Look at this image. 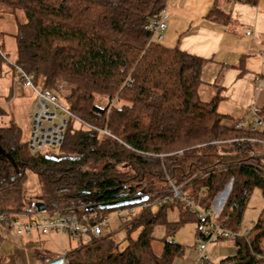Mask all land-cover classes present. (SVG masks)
Instances as JSON below:
<instances>
[{
  "label": "trees",
  "instance_id": "16d2710c",
  "mask_svg": "<svg viewBox=\"0 0 264 264\" xmlns=\"http://www.w3.org/2000/svg\"><path fill=\"white\" fill-rule=\"evenodd\" d=\"M167 2L0 0V6L23 16L12 35L13 62L35 86L60 96L71 115L52 155L32 154L14 120L0 126V223L8 227L22 213L26 219L37 213L21 204L26 171L37 178L44 213H75L81 220L94 210L114 211L100 208L114 201L145 196L151 201L171 182L184 184L201 207L215 210L223 227L241 231L247 205L258 193L263 206L248 235L232 240L234 254L217 264H264V176L255 169H264V131H235L223 124L230 117L218 112L224 99L219 87L208 102L200 99L206 59L149 42L145 26ZM204 18L219 25L230 21L216 4ZM4 67L11 69L0 59V74ZM95 96L122 104L100 108ZM257 114L264 119V107ZM179 151L182 155H175ZM222 192L226 196L218 207ZM169 209L178 211L177 221L166 219ZM186 222H194L196 237H202L204 223L182 203L147 209L119 226L126 232L124 246L110 232L67 250L65 263L172 264L185 247L164 237L155 253L151 230L163 225L170 235ZM36 258L41 264L54 259L42 251ZM6 259L0 256V264H8Z\"/></svg>",
  "mask_w": 264,
  "mask_h": 264
},
{
  "label": "crops",
  "instance_id": "0c3cea01",
  "mask_svg": "<svg viewBox=\"0 0 264 264\" xmlns=\"http://www.w3.org/2000/svg\"><path fill=\"white\" fill-rule=\"evenodd\" d=\"M214 4L229 15L228 24L219 25L204 18ZM165 21V46H177L188 54L207 60L201 71L202 83L198 89L203 102H208L214 96L215 88L219 87L224 97L219 104L229 100L246 109L244 112H240V109L218 111L229 116L231 122L250 120L254 110L257 112L264 107V0H258L255 6L228 0H175L171 9L170 5L166 7ZM247 31L250 34L247 35ZM251 202L244 212L241 229L252 226L263 206L261 199L259 206L251 205ZM39 214L41 219L44 213ZM35 216L24 221L37 220ZM34 235L45 239V247L36 244L35 240V244L27 241ZM57 235L65 234L32 233L17 236L12 229L1 225L0 256L14 257V264H41L36 258L38 252L48 253L56 259L62 252L75 248L71 246V239L67 235L68 248L62 243V237H55ZM195 240L194 245L189 250L184 249L183 256L175 259L172 264H194L201 250L196 245L197 237ZM228 242L221 240L206 246L205 253L209 258L206 264H217L233 255L234 246L232 248ZM223 254L229 255L221 258Z\"/></svg>",
  "mask_w": 264,
  "mask_h": 264
},
{
  "label": "built area",
  "instance_id": "2783aa9c",
  "mask_svg": "<svg viewBox=\"0 0 264 264\" xmlns=\"http://www.w3.org/2000/svg\"><path fill=\"white\" fill-rule=\"evenodd\" d=\"M166 8L161 13L151 19L145 26L150 33L149 42L161 43L164 39V33L167 25L165 21ZM246 34H250L249 31ZM0 59L11 67L13 84H22L23 87L29 88L35 95L31 106L29 116L30 136L27 141L28 148L32 154L44 152V148L56 149L62 142L64 129L68 118L71 116L64 104L58 103V96L48 89H42L35 86L32 82V76L27 75L21 67L10 60L2 48L0 40ZM260 82V79L258 80ZM230 127L235 131H264V119L254 110L250 120L240 119L232 121ZM107 134L106 130L102 131ZM254 141L255 140H251ZM175 155H182V151L176 152ZM162 159L163 155H159ZM255 169L264 176V169L255 167ZM176 202L182 203L194 217L204 224L202 226V237H197L196 245L200 247L194 264H206L209 261L205 253V247L216 244L221 240H234L241 236H246L250 228L241 231H232L223 227L216 220L217 212L212 209L201 207L198 202L186 194L184 184L174 185L169 183V189L166 193L159 195L153 200L145 196V200L114 210V218L120 225H126L136 219L147 209L153 212L158 211L163 206H170ZM44 213V212H43ZM4 218L0 217V221ZM110 218L108 214H100L94 210L83 219H79L75 213L48 215L44 213L40 220L20 221L19 218L12 219L7 225L13 230L15 235H30L38 233L40 235L65 234L74 243L76 248L88 244L92 238L105 235L104 231L110 233ZM66 252L59 256L62 259L61 264L65 263Z\"/></svg>",
  "mask_w": 264,
  "mask_h": 264
},
{
  "label": "rangeland",
  "instance_id": "374dc122",
  "mask_svg": "<svg viewBox=\"0 0 264 264\" xmlns=\"http://www.w3.org/2000/svg\"><path fill=\"white\" fill-rule=\"evenodd\" d=\"M175 0H168L166 7L170 5H173ZM170 3V4H169ZM165 7V8H166ZM23 18L22 13L17 12L15 15H13L12 12L6 7L0 6V40L3 42L2 48L8 55L10 60H13L15 55V44L12 35L14 34L16 30V21H21ZM168 21V20H167ZM166 32V31H165ZM165 37V33H164ZM163 45H166V41L161 42ZM10 74H12L11 69L4 67L3 72L0 74V126L8 125V122L12 119L16 123V125L21 129L22 141H28L30 136V127H29V116L31 112V106L35 99L34 93L29 89L22 86V84H17L16 86L13 84V78L9 79ZM58 103L61 105L64 104L63 99L59 96L58 97ZM122 104V102H115L112 101L111 103L108 102V99L103 96H95V105L100 108H105L107 106H116L119 107ZM218 111H233L234 109H240V112L246 111V109L243 106H240L238 104H232L229 102V100L223 102L222 104H219ZM223 124L230 126L231 121L225 120ZM53 151L55 149H47L44 148V152L48 155H52ZM40 195L39 186L37 182L36 176L26 171L25 180L22 183L21 186V204L23 209H30L31 206H34V203L37 202V199ZM226 196V192H222L218 195V198L215 202V204L221 206L223 203V200ZM252 202L251 205L259 206L260 204V198L258 194H254L253 197L250 199ZM108 216L112 219L110 220V232L114 233L115 239L121 243L120 247L125 245L124 239L126 238V232L123 229H119L120 224L117 222V220L113 217L114 211L108 212ZM40 214L36 213V219L40 220ZM28 216L24 213L20 214L18 217L20 221L27 220ZM32 217V216H31ZM166 219L169 222H175L178 220V211L176 209H169L166 211ZM1 226V223H0ZM104 233L106 234L107 231L105 230ZM138 231H134L131 233V238H136L138 235ZM24 236V235H22ZM37 239H34V238ZM32 239H28V242L33 241L35 244H40L42 246L45 243V239L42 237L33 236ZM57 237H62L64 240H62V243L66 245L68 248V240L65 235H57ZM166 237V239L181 244L183 247H185L186 250H189L196 241V225L194 222H186L183 225H181L178 229H176L174 232H172L170 235H166V228L163 225H157L151 230V245L152 249L155 253H160L162 249V242L161 239ZM35 240V242H34ZM228 242V245H230L233 248V245L231 243V240ZM71 246L74 245L73 241L71 240ZM45 247V245H43ZM262 247L264 248V241L262 242ZM24 249V248H23ZM26 251V250H25ZM32 250H30L31 254ZM229 254H223L222 257H226ZM7 258L5 261L8 264H14V257H5ZM11 261V262H10Z\"/></svg>",
  "mask_w": 264,
  "mask_h": 264
},
{
  "label": "water",
  "instance_id": "95a60500",
  "mask_svg": "<svg viewBox=\"0 0 264 264\" xmlns=\"http://www.w3.org/2000/svg\"><path fill=\"white\" fill-rule=\"evenodd\" d=\"M145 200V197H139V198H134V199H130V200H119V201H114L111 203H107V204H103L101 205L100 208L102 209H117V208H121V207H126V206H130L133 204H137L141 201ZM34 207L36 208L37 213H43L45 211V206L42 202L37 201L36 203H34ZM62 263V259L60 257L46 263V264H61Z\"/></svg>",
  "mask_w": 264,
  "mask_h": 264
}]
</instances>
